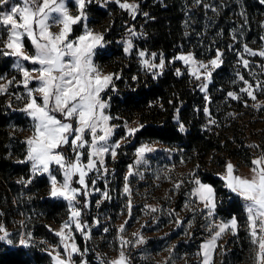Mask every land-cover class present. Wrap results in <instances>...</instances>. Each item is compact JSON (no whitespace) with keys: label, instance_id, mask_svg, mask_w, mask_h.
<instances>
[{"label":"trees","instance_id":"1","mask_svg":"<svg viewBox=\"0 0 264 264\" xmlns=\"http://www.w3.org/2000/svg\"><path fill=\"white\" fill-rule=\"evenodd\" d=\"M129 1L138 5L134 15L115 2L102 6L91 2L86 8L90 22L106 20L102 30L104 46L97 51L95 63L103 74L113 76L102 97L112 117V140L124 141L117 150L119 158L109 169L121 187L132 154L143 142L155 141L191 158L192 184L179 179L180 187L176 189L187 192L193 187L194 177L212 185L217 200L214 217L221 221L235 217L241 228L223 246L221 257L216 253L213 264H242L252 245L245 228L248 220L244 202L225 188L221 175L205 167L203 161L219 156L218 162L223 166L237 155L252 158L264 147V134L260 138L252 133V116L264 113V56H253L244 50L245 46L254 52L264 50V4L260 0ZM81 26L78 25V33ZM129 42L132 47L125 52ZM3 50L0 48V53ZM141 51L150 57V63L159 65L163 59V68L145 67L140 62ZM217 52L221 53L219 66L211 70L209 82L197 80L191 74L194 69L179 59L182 54H191L198 60H212ZM244 60L248 61L247 67ZM10 61L9 57L0 60V84L6 87L0 92V226L9 231L13 243L0 241V264H53L51 247H60L54 228L69 219V205L50 195L49 178L33 175L31 163L26 161L27 145L20 131L31 122L20 111L23 106L16 105L20 100L17 97L24 92L21 83L16 82L20 78L11 69ZM249 84L255 100L241 92ZM230 92L239 99L230 97ZM134 123L143 127L127 136L128 127H137ZM95 185L106 188L102 178ZM180 198L179 207L188 197L180 193ZM172 216L176 219L174 211ZM196 222L199 226L204 218H197ZM177 229L160 240L146 242L142 248L145 254L162 249L163 241L178 237L180 227ZM197 232L191 230L185 240L171 244L165 261H155L147 255L130 258V263L177 264L173 257L181 248L199 255L204 238H199ZM21 235L27 240L26 245L19 244ZM75 235L79 252L86 251L88 264H106L90 241H84L80 233ZM82 258L83 255L78 260Z\"/></svg>","mask_w":264,"mask_h":264},{"label":"snow or ice","instance_id":"2","mask_svg":"<svg viewBox=\"0 0 264 264\" xmlns=\"http://www.w3.org/2000/svg\"><path fill=\"white\" fill-rule=\"evenodd\" d=\"M91 2L92 0H75L77 6L75 15L70 13L66 0H22V6L12 4L9 11H0V28L7 33V39L3 41L6 50L0 54L17 58L15 67L22 73V83L27 90L25 107L20 109L32 120V134L25 141L26 161L31 162L34 174L50 173L51 165L58 166V170L63 174L62 181H58L55 176H50V195L66 200L70 212L69 219L64 222L61 230L55 233L60 238L63 254L53 249V252L49 253L53 264H73L72 256L79 252V249L72 234V225L74 224L75 230L80 232H83L86 227L80 220L81 210L76 207L79 203L77 196L88 195V184L86 183L88 173L93 170L99 171L98 164L100 166L104 164L105 154L110 152L115 158L116 149L120 147L119 142L114 145L109 144L114 126L109 124L112 117L106 113L105 109L108 104L101 97V93L112 84L113 76L103 74L93 62L96 49L103 47V35L94 33L85 24L83 34L72 38L74 26L87 19L85 8ZM260 2L264 4V0ZM8 3L9 0H0V6ZM120 7L129 10L134 15L138 6L125 2L121 3ZM53 26L58 27L59 30L51 31ZM25 38L31 43L33 49L31 53L25 51ZM131 47V42H129L125 47V52H129ZM244 50L253 56H264V50L254 52L247 46ZM151 55L155 57L156 54ZM139 56L144 58L146 53L141 51ZM220 56L221 53L217 52L216 58L209 62L213 69L219 66ZM179 59L185 64L192 62L198 65L191 72L197 80L201 78L199 74L201 68L205 69L207 77L211 76V71L207 70L208 65L195 62L191 54L180 56ZM24 61L38 67L29 70L24 67L22 63ZM243 62L247 67L248 61ZM142 64L147 68H163L164 61L161 59L160 64L156 65L150 63L148 59H142ZM33 72L37 75L34 76ZM33 80L37 82V86L29 87ZM8 83L11 84L12 81ZM245 84L248 82L245 81ZM202 87L206 88V85ZM251 87L249 84L247 88H241V92L247 93L255 100L253 91L249 90ZM3 91H6V87L0 84V92ZM228 95L233 99H239L234 93L230 92ZM17 99H22V97H17ZM207 111L206 108L205 112ZM140 127L143 125L128 127L127 136L134 135ZM181 131H183V125H181ZM65 146L71 148L73 157L70 158L65 154ZM86 146L88 153L85 164L81 160L83 153L80 149ZM153 150L148 145L139 148L137 162L143 160L146 152ZM251 164L253 167L250 178L235 174L234 165L230 162L226 164L225 173L220 178L224 181L223 186L244 202L249 236L254 245L253 261L254 264H264V153L253 159ZM131 174L130 168L129 175ZM74 177H78L75 183H78L80 188L72 186ZM125 180L127 181V177ZM193 183L196 187L192 195L203 204L205 209H208V216L211 217L217 204L215 189L210 184L202 183L196 177L193 178ZM179 187L180 185L177 184L176 188ZM124 191L130 195L127 183ZM105 196L107 197V193ZM146 207L152 212L156 211L155 207ZM130 208L131 201H129ZM236 228L235 217L227 223L221 222L210 227L209 231L213 234L201 245L204 256L203 264H210L211 254L221 235L226 231H232L235 234ZM123 230L124 226L121 225L120 231L123 232ZM0 233H2L0 241H5L9 245L13 243L2 226H0ZM19 243L22 246L26 245L27 240L21 239ZM124 243L127 241L122 240V244ZM137 243H144L143 237H140ZM107 264H127V258L121 251L117 259L108 261Z\"/></svg>","mask_w":264,"mask_h":264},{"label":"rangeland","instance_id":"3","mask_svg":"<svg viewBox=\"0 0 264 264\" xmlns=\"http://www.w3.org/2000/svg\"><path fill=\"white\" fill-rule=\"evenodd\" d=\"M94 4L98 6L110 5L111 2H115L119 7L121 3H129L136 4L129 0H92ZM12 4H21L22 0H9L8 4L0 6V11L6 12L9 11ZM66 4L69 8L71 14H77V6L75 5V0H66ZM137 5V4H136ZM138 6V5H137ZM88 6L86 5V8ZM85 8V13L87 19L81 22L82 30L78 33V25L74 26L72 38L78 37L84 32V25H87V28L92 30L94 33H99L103 35V29L106 25L105 19H100L99 22H90V12ZM138 10V7L136 11ZM129 11V10H127ZM135 11V12H136ZM18 19V17H17ZM58 27L53 26L51 31H58ZM7 39V33L0 28V48L4 49L3 41ZM104 46V40L102 41ZM255 47L257 44L254 45ZM102 48V47H101ZM100 48L96 49V53ZM6 50V49H4ZM3 50V51H4ZM32 46L30 41L25 38V51L28 53L32 52ZM2 53V52H1ZM189 54H182L181 56H188ZM96 56V55H95ZM95 56L93 57V62L95 63ZM10 58V67L14 70L18 76L19 81L16 82L21 83L23 88V94L21 95L22 99L17 101V107L22 109L25 107L26 98H27V90L25 89L22 80V73L15 67L17 62L16 57L12 56H4L1 54L0 60H6V58ZM180 57V56H179ZM193 57V55H192ZM194 58V57H193ZM148 59L150 62V57L146 55L144 58L140 59ZM213 60V59H212ZM195 62H203L208 65V71H211L213 68L209 63L211 60H198L194 58ZM182 62H184L182 60ZM24 67L31 70L33 66L31 63L24 61L22 62ZM185 63V62H184ZM96 64V63H95ZM188 67L195 68L196 64L189 62ZM13 71V72H14ZM34 76L37 73H32ZM200 79L199 81L209 82L210 77L206 76L205 69L201 68L199 70ZM12 79L15 78V73L12 74ZM4 81H10L5 79ZM37 82L35 80L31 81L29 87H36ZM102 97V93H101ZM103 99V97H102ZM104 100V99H103ZM108 104V103H107ZM108 109V107H107ZM107 109H105L107 113ZM261 111H264L261 110ZM257 113V112H256ZM26 114V113H25ZM108 114V113H107ZM263 114V115H261ZM27 115V114H26ZM31 125L32 120L28 117ZM253 118V137H260L264 134V113H257L252 116ZM110 124V121H109ZM31 125L23 127L22 131H20L21 135L25 140L31 136ZM137 126V123H134ZM90 139V137H89ZM121 145L124 141H117ZM116 141L112 140V136L109 140V144H116ZM144 145H148L152 147L154 150L151 152H146L144 154L143 160L141 162H137L139 157L137 156V150ZM118 148L116 149L117 153ZM83 153L81 156V160L83 163H87V153L88 147L86 146L83 149H80ZM64 152L70 158L73 157V152L70 147L65 146ZM264 153V147H260V150L254 152V157H247L245 155H237L233 158H230L227 163H232L235 168V174L240 175L242 177L250 178L251 168L253 165L251 161L255 158L260 157V155ZM132 161L126 167L123 185L119 187L117 185V179L113 177V171H110L109 168L114 166V161L119 158L116 154L115 158H113L110 154H105L104 156V164L100 166L98 164L99 171L93 170L88 173L86 177V183L88 184L87 192L88 195H78L77 200L79 203L76 204V207L81 210V223L86 225L83 232L76 231L75 225H72V233L75 238V244L77 246L76 233H80L84 241H90L93 244V247L99 252V256L103 259L104 263L107 264L108 261L115 260L119 257L121 251L124 252L125 257L127 258V264L130 263V258H144L147 255H151L155 261H159L163 258V261L167 260L168 255L165 254L166 250H169L170 245L181 242V240H185L189 231L198 230L197 236L199 238H204V240L200 243L199 255L197 253H190L186 251L185 248L178 249V251L174 254V261L177 264H203L204 256L201 245L204 244L207 240L210 239L213 232H210L209 229L213 224H220L221 222L227 223L228 221H221L218 218H215V214L211 217L208 216V209H205L203 204L200 203L195 196L192 195L193 189L196 187L193 184V187L185 192L184 190L176 189V185L178 184L179 179H184V184L189 185L192 184L189 178L191 167L193 166V162L191 158L188 156H183L182 153H179L177 149L170 148L168 146H163L158 142H143L140 144L134 153L132 154ZM219 156L217 158H213L212 156L206 158L203 163L205 167L210 170L215 171L217 174L225 173V165H220ZM31 163V162H30ZM31 166V164H30ZM131 168L132 174L129 175V170ZM31 173L33 175H43L49 178L50 176H55L58 181L63 180V174L58 170V166L51 165L50 173H33L31 167ZM127 177V181L125 180ZM104 179L106 183V188L101 189L97 187L95 184L99 179ZM74 182L72 184L73 187L80 188L81 186L78 183H75V180L78 177H74ZM122 177H119L118 180H121ZM94 181V183H93ZM127 183L130 189L129 193H125L124 188ZM51 188V183H50ZM107 193V197L105 196ZM180 193L185 194L188 197L185 202H181V207H179L178 202L181 200ZM63 199V198H61ZM129 201H131V208L129 209ZM85 204L87 205L85 207ZM187 205V207H186ZM146 206H152L156 208L155 212H152L150 208ZM175 212L176 219L172 216V212ZM215 213V211H214ZM204 218V222L202 224H198L196 219ZM63 225V224H62ZM57 226L54 228V232L61 230V227ZM121 225L124 226L123 232L120 231ZM177 227H180V233L178 232V237L175 239H170L169 241H163L160 246H164L162 249H155L149 253L145 254L143 251V245L150 240H160L166 234H170V232H174L178 230ZM4 228V227H3ZM248 229L247 226L245 227ZM5 229V228H4ZM107 229V231H105ZM241 228L237 224V228L235 230V234L232 231H226L221 235V237L216 241V248L211 254L210 264H213L214 257L216 253L221 257V251L223 250V246L228 244V241L232 238H235L238 235V232ZM8 234L9 231L5 229ZM65 231H68L65 229ZM2 234V233H0ZM136 234V235H134ZM143 237L144 243L139 244L137 240ZM25 239L24 236H20V240ZM19 240V241H20ZM123 241H127V243L122 244ZM235 241V239H234ZM20 244V243H19ZM171 245V246H172ZM78 247V246H77ZM183 247V246H182ZM218 247V252H217ZM57 249V247H53ZM254 245L252 244L247 250V257L242 264H254L253 252ZM59 252L63 254V248H58ZM51 250V249H50ZM51 252H53L51 250ZM82 260H78V257L82 256ZM86 251L74 253L72 256L73 264H88L85 259ZM77 258V259H75ZM223 261H220V264Z\"/></svg>","mask_w":264,"mask_h":264},{"label":"built area","instance_id":"4","mask_svg":"<svg viewBox=\"0 0 264 264\" xmlns=\"http://www.w3.org/2000/svg\"><path fill=\"white\" fill-rule=\"evenodd\" d=\"M72 234H73V233H72ZM59 248H62V246L60 245ZM51 249L53 250V249H55V248L51 247ZM55 250L57 251V250H59V249L57 248V249H55Z\"/></svg>","mask_w":264,"mask_h":264}]
</instances>
